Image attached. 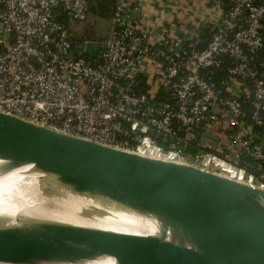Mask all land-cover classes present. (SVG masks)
Masks as SVG:
<instances>
[{
  "label": "built area",
  "instance_id": "1",
  "mask_svg": "<svg viewBox=\"0 0 264 264\" xmlns=\"http://www.w3.org/2000/svg\"><path fill=\"white\" fill-rule=\"evenodd\" d=\"M142 2L72 45L89 0H0V112L264 190V0H214L204 48L135 23Z\"/></svg>",
  "mask_w": 264,
  "mask_h": 264
},
{
  "label": "water",
  "instance_id": "2",
  "mask_svg": "<svg viewBox=\"0 0 264 264\" xmlns=\"http://www.w3.org/2000/svg\"><path fill=\"white\" fill-rule=\"evenodd\" d=\"M91 48L87 43L83 53ZM0 158L33 164L73 192L153 213L182 239L177 245L24 216L16 226L0 227L1 263L75 262L106 255L117 264H264V209L255 203L264 199V190L1 112ZM42 188L45 196H54L49 184Z\"/></svg>",
  "mask_w": 264,
  "mask_h": 264
},
{
  "label": "bare ground",
  "instance_id": "3",
  "mask_svg": "<svg viewBox=\"0 0 264 264\" xmlns=\"http://www.w3.org/2000/svg\"><path fill=\"white\" fill-rule=\"evenodd\" d=\"M50 176L38 171L33 164L0 158V195L8 193L11 196L10 200L0 201V227L16 226V220L33 216L74 227L182 244L180 236L153 213L139 212L102 197L73 192L55 183ZM47 183L54 196L27 189L44 187V184L48 187ZM255 203L264 209V199L259 198Z\"/></svg>",
  "mask_w": 264,
  "mask_h": 264
},
{
  "label": "crops",
  "instance_id": "4",
  "mask_svg": "<svg viewBox=\"0 0 264 264\" xmlns=\"http://www.w3.org/2000/svg\"><path fill=\"white\" fill-rule=\"evenodd\" d=\"M215 5L214 0H143L141 11L132 17L139 25L163 28L178 38H193L200 46L209 39L216 22ZM74 24L70 22V26Z\"/></svg>",
  "mask_w": 264,
  "mask_h": 264
},
{
  "label": "rangeland",
  "instance_id": "5",
  "mask_svg": "<svg viewBox=\"0 0 264 264\" xmlns=\"http://www.w3.org/2000/svg\"><path fill=\"white\" fill-rule=\"evenodd\" d=\"M94 17V18H93ZM90 17L88 16L86 22L81 24H74L73 26H70L71 30V38L76 41V45L79 42V37L88 39L87 34H89L90 40L96 41L98 39L104 38L108 35L109 31V24L110 20L107 22L105 20H102L98 17ZM37 188V189H36ZM27 189H31L33 192L42 193V187H28ZM3 195H0L2 198ZM11 196L10 194L6 193L3 198L0 201L10 200ZM0 264H7V263H1ZM29 264V263H27ZM30 264H117L114 258L106 255H98L95 257H92L88 260H81V261H75V262H45V261H37Z\"/></svg>",
  "mask_w": 264,
  "mask_h": 264
},
{
  "label": "trees",
  "instance_id": "6",
  "mask_svg": "<svg viewBox=\"0 0 264 264\" xmlns=\"http://www.w3.org/2000/svg\"><path fill=\"white\" fill-rule=\"evenodd\" d=\"M114 4L115 0H89V15L91 17H98L108 22L113 14ZM85 34L87 35L88 40H90L89 34ZM82 40H84V38L79 37L78 43L81 44ZM206 43L207 41L198 47L204 48ZM74 44L76 45V41H74ZM83 57L88 59L87 56ZM259 59L264 61V50L260 53Z\"/></svg>",
  "mask_w": 264,
  "mask_h": 264
}]
</instances>
